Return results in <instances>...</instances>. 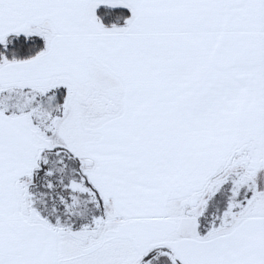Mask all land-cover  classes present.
Returning <instances> with one entry per match:
<instances>
[{
  "label": "snow or ice",
  "instance_id": "6c2138e0",
  "mask_svg": "<svg viewBox=\"0 0 264 264\" xmlns=\"http://www.w3.org/2000/svg\"><path fill=\"white\" fill-rule=\"evenodd\" d=\"M0 264H264V0H0Z\"/></svg>",
  "mask_w": 264,
  "mask_h": 264
}]
</instances>
